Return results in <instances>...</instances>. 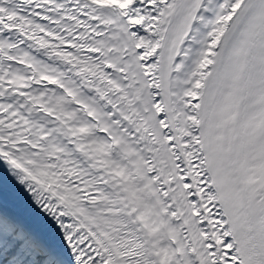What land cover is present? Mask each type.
<instances>
[{
    "label": "snow or ice",
    "instance_id": "1",
    "mask_svg": "<svg viewBox=\"0 0 264 264\" xmlns=\"http://www.w3.org/2000/svg\"><path fill=\"white\" fill-rule=\"evenodd\" d=\"M0 264H264V0H0Z\"/></svg>",
    "mask_w": 264,
    "mask_h": 264
}]
</instances>
